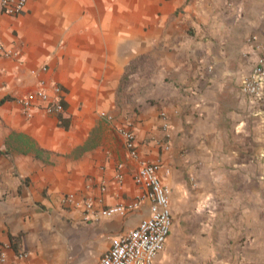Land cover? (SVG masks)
I'll use <instances>...</instances> for the list:
<instances>
[{"label": "crops", "instance_id": "crops-1", "mask_svg": "<svg viewBox=\"0 0 264 264\" xmlns=\"http://www.w3.org/2000/svg\"><path fill=\"white\" fill-rule=\"evenodd\" d=\"M263 30L264 0L0 3V264H96L150 212L143 161L170 188L156 264H264V106L241 89ZM42 81L68 126L19 101Z\"/></svg>", "mask_w": 264, "mask_h": 264}, {"label": "built area", "instance_id": "built-area-1", "mask_svg": "<svg viewBox=\"0 0 264 264\" xmlns=\"http://www.w3.org/2000/svg\"><path fill=\"white\" fill-rule=\"evenodd\" d=\"M27 2L28 0H0L2 11L12 15L23 12ZM262 34L264 37V30ZM2 48L3 44L0 43V49ZM256 49L258 50L256 64L253 72L244 79L241 89L264 106V42L259 43ZM47 69V65H44L43 70L47 71ZM49 88L53 90V96H50ZM36 97V101H33L29 96L22 97L19 101L27 110L29 107L35 106L51 115H59L66 110L63 88L56 81H42ZM28 114L30 115V113ZM123 134L132 156L137 157L134 130L128 127L123 131ZM159 167V162L143 161L135 175L136 183L147 187L149 191L151 199L149 214L136 227L124 235L116 237L109 250L96 264H156V255L164 247L173 224L170 188L160 179ZM118 178L121 180L122 175L119 174ZM72 197L73 195H69L66 200H71ZM137 204L109 205L102 207L99 213L103 216L125 215ZM86 206L88 210L93 209L91 201H88ZM5 249V245L0 241V259L3 261L7 258Z\"/></svg>", "mask_w": 264, "mask_h": 264}, {"label": "trees", "instance_id": "trees-1", "mask_svg": "<svg viewBox=\"0 0 264 264\" xmlns=\"http://www.w3.org/2000/svg\"><path fill=\"white\" fill-rule=\"evenodd\" d=\"M9 98H10L9 96H6V97L0 99V104H2L3 102H5V100H7ZM59 117H60L59 118V124L60 125H64V126H68L69 121H70V115L66 111H64V112H62V113L59 114ZM17 142L19 144H25L26 143L25 140L23 139V137L18 138L17 139ZM6 152H8V151H6ZM1 153H2V150H0V154ZM37 154L38 155H42V151L41 150H38L37 151ZM12 245L13 246H17L16 238L13 237V236H12Z\"/></svg>", "mask_w": 264, "mask_h": 264}]
</instances>
